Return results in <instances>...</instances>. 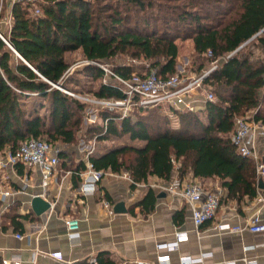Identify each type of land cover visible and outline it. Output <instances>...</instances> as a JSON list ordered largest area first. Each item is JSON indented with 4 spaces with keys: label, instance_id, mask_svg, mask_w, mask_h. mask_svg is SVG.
<instances>
[{
    "label": "trees",
    "instance_id": "16d2710c",
    "mask_svg": "<svg viewBox=\"0 0 264 264\" xmlns=\"http://www.w3.org/2000/svg\"><path fill=\"white\" fill-rule=\"evenodd\" d=\"M40 7L36 15L30 4L11 5L10 32L0 14V33L8 43L0 38V155L15 152L28 138L65 148L76 146L80 138L94 137L99 143L127 138L131 144L112 145L104 154L92 156L95 168L126 172L134 185L147 183L150 177L168 182L175 159L181 164L180 176L218 178L227 191L225 201L241 206L258 197L256 164L239 154L231 137L236 117L249 111L257 110L255 120L264 125V62L241 50L227 56L264 29V0H44ZM178 39L192 41L200 61L197 74L207 68L206 59L218 61V68L204 81L215 96L204 106V120L195 112L180 111L179 124L173 126L159 108H140L124 119L101 110L102 126L84 125L85 103L53 85L66 88L73 82L65 79L70 67L66 54L76 50L99 63L119 54L142 58L157 68L159 76H172L178 69ZM256 40L264 50V33ZM134 70L131 65L118 66L115 72L128 78ZM85 73L97 79L104 74L92 65ZM93 94L97 99L122 98L118 89L103 84ZM34 96L38 101L31 103L39 105L27 109ZM109 118L105 132L103 122ZM61 154L66 165L67 155ZM261 156L264 162V153ZM155 202L156 194L149 189L139 206L152 211ZM10 218L23 232L20 219L28 217ZM96 258L97 264H115L103 253Z\"/></svg>",
    "mask_w": 264,
    "mask_h": 264
},
{
    "label": "crops",
    "instance_id": "0c3cea01",
    "mask_svg": "<svg viewBox=\"0 0 264 264\" xmlns=\"http://www.w3.org/2000/svg\"><path fill=\"white\" fill-rule=\"evenodd\" d=\"M259 48L264 58V50ZM195 99L198 100L195 113L205 118V104L201 98ZM42 110L46 112L41 114L46 115L47 110ZM81 141L85 140L80 138L77 146L61 147L67 163L64 165L61 158L47 185H43L42 173L36 167L16 165L0 169V264L12 258H21L23 264H86L100 253L115 264H150L160 254L157 245L173 241L180 231H189V239L172 254L171 264H179L182 256L203 254L208 255L204 264H246L244 259L264 264V234L210 231L211 223H208L198 236L193 231L190 206L168 192L147 185L149 182L167 184L178 177L177 171L168 182L150 177L147 183L134 185L128 173L107 170L94 194L79 195L81 174L85 170V155L79 148ZM99 145L93 156L104 154L113 144ZM186 176L190 175L180 177ZM201 181L206 188L222 186L218 178ZM149 189L156 194L152 211L139 206ZM35 196L51 202V209L41 216L31 208ZM258 197L241 206L236 201H224L218 216L226 215L233 225H245L257 208ZM104 202H109L112 210ZM116 204H123L127 213H115ZM13 214L28 217L20 219L23 232L12 225ZM69 219H78L80 224L74 241L68 238L66 221ZM18 235L25 237L19 239ZM54 252H61L62 260L52 258L50 254Z\"/></svg>",
    "mask_w": 264,
    "mask_h": 264
},
{
    "label": "built area",
    "instance_id": "2783aa9c",
    "mask_svg": "<svg viewBox=\"0 0 264 264\" xmlns=\"http://www.w3.org/2000/svg\"><path fill=\"white\" fill-rule=\"evenodd\" d=\"M8 1L10 6L19 2L30 4L33 6L36 15L40 14V6L44 3V0ZM3 4L4 0H0V10ZM11 22V11L9 9L8 17L2 22L8 27L9 32L11 31ZM262 33H264V29L252 39L258 37ZM0 38L7 43L1 33ZM251 40L245 44L249 43ZM245 44L229 54L227 59L233 57L245 46ZM207 57H213L211 51L207 53ZM86 63L100 68L106 75V78H102L103 85L118 89L122 94V98L96 99L81 96H79V98L91 104L100 105L103 110L116 113L121 119L131 116L135 110L140 108H159L161 114L166 116L173 126H178V112L198 111L195 105L198 100L195 98H201L204 104L215 101L214 94L208 91L204 85V81L218 68L217 60L212 61L210 68H206L198 75H194L187 70V61L185 66L178 67V71L174 75L165 78L159 76L157 68L152 67L149 63H145L142 67L132 72L128 78L107 68L102 63L91 62L89 60H86ZM107 77H109V81H107ZM59 89L63 92H67L61 88ZM67 94H69V92H67ZM256 113L257 110H252L245 115L236 117L235 130L231 140L241 156L254 160L257 169L258 183L261 184V182H264V162L262 161L259 150L260 143L264 141V125L262 122L255 120ZM88 116L86 119L89 122L91 121V123L98 120V115L93 111H90ZM110 120L109 118L103 122L105 132L107 131ZM98 144L97 138L89 143L81 141L79 144L81 152L85 155V170L81 174L82 181L79 188V195L84 197L94 194L98 190L100 182L107 175V172L97 170L90 159L98 148ZM62 151L60 146L52 145L45 140L28 138L20 144L15 152L8 151L0 157V169L16 165L36 167L42 173L44 179L43 185H47V181L53 176L61 164L60 154ZM173 164L174 171L179 173L181 164L175 161V159H173ZM147 185L168 192L186 202L191 208V219L194 226L193 231L198 236L201 234L202 228L208 223H211L209 227L210 231L229 233H242L247 231L252 234H264V197L261 195H259L257 199V208L248 218L246 224L233 225L229 222L226 215H222L221 217L218 216L223 202L227 199V191L218 184L206 188L201 180L192 176L181 178L178 174L175 180L167 184L151 182ZM143 186L146 185L143 184ZM104 206L108 209L112 208L109 202H104ZM112 212L113 211H110V213ZM66 226L69 240L74 241L78 236L80 227L79 220L69 219L66 221ZM17 237L23 239L25 236L18 235ZM188 239L189 231H180L175 234L173 241L158 244L157 249L160 251V254L157 256L156 262L150 264H171L172 254L178 251L181 244ZM50 256L54 259L62 260L61 252H54L50 254ZM206 257H208V255L205 254L199 257L182 256L179 259V264H204ZM244 261L246 264H258L255 260L249 261L244 259ZM88 263L97 264V258H91L88 260ZM2 264H23V262L21 258H12L4 259Z\"/></svg>",
    "mask_w": 264,
    "mask_h": 264
},
{
    "label": "rangeland",
    "instance_id": "374dc122",
    "mask_svg": "<svg viewBox=\"0 0 264 264\" xmlns=\"http://www.w3.org/2000/svg\"><path fill=\"white\" fill-rule=\"evenodd\" d=\"M9 9H10L9 1L4 0L2 10H0V12H1L0 14L2 17L1 21H4V19L6 18L8 12H9ZM139 16H141V14H139ZM0 27H1V25H0ZM3 29H4V27H3ZM4 31H5V29H4ZM176 43L179 45V55H178V61H177L178 66L177 67L180 68L181 66L182 67L185 66L187 64V61H188L187 70H189V72L194 74V75H198L195 71L197 70L198 63L200 61L197 59V56H195L193 53L192 41L189 39H187V40L178 39V40H176ZM240 50L244 55H250L252 60L264 62V58H263V56H261L262 50L259 48V45L257 44L256 38L252 39L249 43L245 44V46H243ZM66 60L69 63L70 67H69V71L67 72V74L65 76V79L67 81L69 79H71V82L72 81L73 82L69 83L68 87H66V88H63L59 85H55V87L61 88L65 91L69 92L68 95L70 97L77 99L82 103H85V106H86L85 117L88 116V113L90 111H93L94 113H96L98 115L99 112L101 110H103L101 108V106L86 102V101L80 99L79 96L86 97V98H95L93 92L97 91L99 89L100 85L103 84L102 78L103 77L106 78V75L103 74L104 76H102V78H99V79L94 78L90 75H87L85 73V69L89 65L86 63V59L83 56L81 50H76V51L67 53L66 54ZM145 63H149V62L143 60L142 58H132L130 55H127V54H119L118 56L112 58L111 60H107V61L102 62V64H104L107 68L114 70V71L118 66H128V65L135 67L134 71H136L138 68L142 67ZM206 65H207V69L210 68V66H211V62L207 61V59H206ZM177 71H178V69H177ZM107 79L106 80L109 81V77H107ZM67 92H64V93L67 94ZM37 101H38V99L31 98L28 101L29 104L26 105L27 109H30L31 106H33V105H35V106H36V104L39 105V103H31V102H37ZM42 102H44V101H42ZM117 111L121 112L120 110H117ZM43 112H46V111L42 110L41 113H43ZM85 117L82 120V122L85 120L84 125L87 123L88 124L91 123V121L90 122L87 121V119ZM201 117L204 120V117L202 115H201ZM91 124H95V125L98 124L99 125L100 123L98 120H96V122L91 123ZM84 125L82 126L83 131H84V129H86V126H84ZM100 126H102V124ZM82 132L79 133L78 139L80 138ZM83 139L85 140L86 143H89L95 138L92 137L91 140L85 139V138H83ZM131 143L132 142H130L127 138H125V139H120V140L115 139L113 141L110 140L109 143H99V144H105V146H107L109 144V147H110L112 144H113V146L114 145L115 146H119V145L122 146L125 144H131ZM133 144L139 146L142 143L141 142H135V143L133 142ZM259 152H260V155H262V153H264V141H262L260 143ZM149 183H151V182H149ZM263 184H264V182H263ZM259 190L260 191H259L258 195H261L264 197V189L260 188V184H259Z\"/></svg>",
    "mask_w": 264,
    "mask_h": 264
},
{
    "label": "water",
    "instance_id": "95a60500",
    "mask_svg": "<svg viewBox=\"0 0 264 264\" xmlns=\"http://www.w3.org/2000/svg\"><path fill=\"white\" fill-rule=\"evenodd\" d=\"M15 51V50H14ZM16 52V51H15ZM17 53V52H16ZM18 54V53H17ZM19 55V54H18ZM30 66V65H29ZM31 67V66H30ZM32 68V67H31ZM33 69V68H32ZM34 70V69H33ZM35 71V70H34ZM54 86L56 84H53ZM58 85V84H57ZM260 188L264 189V184L261 182ZM162 196V195H161ZM31 208L33 209L34 213L37 216H41L45 214L47 211L51 209V202L47 201L46 199L35 196L31 200ZM114 212L115 213H127V209L123 204H116L114 206Z\"/></svg>",
    "mask_w": 264,
    "mask_h": 264
}]
</instances>
